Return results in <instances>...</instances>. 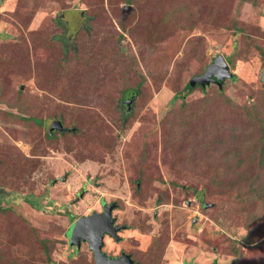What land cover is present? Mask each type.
<instances>
[{
	"label": "rangeland",
	"instance_id": "obj_1",
	"mask_svg": "<svg viewBox=\"0 0 264 264\" xmlns=\"http://www.w3.org/2000/svg\"><path fill=\"white\" fill-rule=\"evenodd\" d=\"M263 72L264 0H0V264H96L66 232L103 201L111 255L264 264Z\"/></svg>",
	"mask_w": 264,
	"mask_h": 264
},
{
	"label": "water",
	"instance_id": "obj_2",
	"mask_svg": "<svg viewBox=\"0 0 264 264\" xmlns=\"http://www.w3.org/2000/svg\"><path fill=\"white\" fill-rule=\"evenodd\" d=\"M127 7L130 8L131 5H127ZM234 75L226 58L219 55L215 61L207 66L205 73L195 76L191 80L190 85L194 86L198 83L205 88L211 83H217L222 86L227 78H233ZM262 79L264 81V72ZM72 129L75 128L65 127L61 120L55 121L49 127L51 133L53 130ZM116 206V203L105 204L102 212H94L89 216L81 217L74 224L69 234L70 242L81 246L83 241H87L94 252L96 264H140L134 260L131 254L123 253L118 257H108L103 251L106 234L120 240L121 237L118 232L125 228L123 225H115L117 218L113 216V210Z\"/></svg>",
	"mask_w": 264,
	"mask_h": 264
},
{
	"label": "flooded vegetation",
	"instance_id": "obj_3",
	"mask_svg": "<svg viewBox=\"0 0 264 264\" xmlns=\"http://www.w3.org/2000/svg\"><path fill=\"white\" fill-rule=\"evenodd\" d=\"M135 96V94H131L130 95V99H132V97H134ZM127 98H129V95L128 96H126L125 97V99H127ZM124 106H126V108H127V110H130V108H131V104H130V102H126V100H125V104H124ZM39 120V119H38ZM55 122V120H53V122L50 124V125H52L53 123ZM56 130H54L53 132H55ZM48 132H49V128H48ZM63 132V131H62ZM67 178H68V176H66L65 178L63 177V176H61V180H63V181H66L67 180ZM55 184H57V181L56 180H54L53 181V185H55ZM2 194L4 195V192H2L1 190H0V197L2 196ZM25 200H26V202L28 203V204H30L31 206H32V208H36V209H43L44 208V205H42L41 203H40V201L39 200H36V199H30L29 197H26L25 198ZM112 203H116L117 204V206L115 207V209L113 210V216L114 217H116L115 215H114V211L116 210V208H118V203L117 202H106V201H103L101 204H102V210L101 211H94V212H102L103 211V207H104V205L105 204H112ZM93 212V213H94ZM92 213V214H93ZM89 215H91V214H89ZM89 215H83V216H89ZM83 216H80V218L81 217H83ZM80 218H78L76 221H74L70 226H69V228H68V230H67V232H66V234H67V236H68V238H69V243H71L70 242V237H69V231H70V229H71V227L80 219ZM117 218V217H116ZM115 225H121V224H119L118 223V218H117V220H116V222H115ZM121 231V230H120ZM120 231L118 232L119 233V235H120ZM108 236H110V237H112V238H114L113 236H111V235H109V234H106V236H105V238H104V246H103V251L107 254V256L108 257H118V256H120V255H122L123 253H127V252H122L121 254H119V255H111V254H109L108 252H106V250H105V241H106V237H108ZM121 238H122V236H120ZM115 240H117L116 238H114ZM83 243H87L88 245H89V243L87 242V241H83L82 242V245H83ZM81 245V246H82ZM73 246H75L76 248H80L81 246H78L77 244H75V245H73ZM89 247H90V245H89ZM93 251V250H92ZM127 254H131V253H127ZM93 255H94V252H93ZM132 255V254H131ZM133 257V256H132ZM94 258H95V255H94ZM134 258V257H133ZM134 260H135V258H134ZM136 261V260H135ZM136 262H138V261H136ZM95 263H96V261H95Z\"/></svg>",
	"mask_w": 264,
	"mask_h": 264
},
{
	"label": "trees",
	"instance_id": "obj_4",
	"mask_svg": "<svg viewBox=\"0 0 264 264\" xmlns=\"http://www.w3.org/2000/svg\"><path fill=\"white\" fill-rule=\"evenodd\" d=\"M65 37V36H64ZM63 36H58V38L63 42L62 43V45H63V48H65L66 47V41H67V38L65 37L64 38ZM217 84V83H216ZM189 86H190V89H192L194 86H191L190 84H189ZM220 88H221V86L220 85H218ZM224 86V85H223ZM138 92V91H137ZM9 109V108H8ZM19 110V109H18ZM18 110H15L14 108L12 109V108H10V112H19ZM19 115H21V116H23V119H33V120H35V122H37L38 124L40 123L41 124V120L39 119V118H36V117H31V116H27V115H23V114H20V113H18ZM39 119V120H38ZM58 120H60V119H56L55 121H58ZM62 121V120H61ZM63 122V121H62ZM63 124H64V122H63ZM65 126V125H64ZM66 127V126H65ZM75 130H76V128L75 129H73V130H69V131H73V132H75ZM54 131V130H53ZM56 131H58V130H56ZM56 131L55 132H48L47 133V135H48V137H55L56 136ZM60 132H62L61 130H59ZM64 132V131H63ZM262 153H261V155H262V157H264V143H263V146H262ZM255 181L251 184V185H249V186H251V188H250V193H246L245 192V196L244 197H246L247 199H249V200H254V199H256L257 197L259 198V199H263V192H264V190L262 189V186H264V183L263 182H261V181H259V180H261L260 178L259 179H254Z\"/></svg>",
	"mask_w": 264,
	"mask_h": 264
}]
</instances>
